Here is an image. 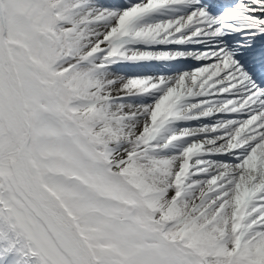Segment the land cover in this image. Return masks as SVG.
I'll return each instance as SVG.
<instances>
[{
    "label": "snow or ice",
    "instance_id": "1",
    "mask_svg": "<svg viewBox=\"0 0 264 264\" xmlns=\"http://www.w3.org/2000/svg\"><path fill=\"white\" fill-rule=\"evenodd\" d=\"M0 264H264V0H0Z\"/></svg>",
    "mask_w": 264,
    "mask_h": 264
}]
</instances>
